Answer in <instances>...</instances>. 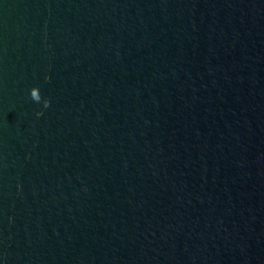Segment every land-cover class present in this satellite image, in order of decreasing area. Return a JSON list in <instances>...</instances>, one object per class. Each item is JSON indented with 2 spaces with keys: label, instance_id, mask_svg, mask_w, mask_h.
<instances>
[{
  "label": "water",
  "instance_id": "obj_1",
  "mask_svg": "<svg viewBox=\"0 0 264 264\" xmlns=\"http://www.w3.org/2000/svg\"><path fill=\"white\" fill-rule=\"evenodd\" d=\"M0 264H264V0H0Z\"/></svg>",
  "mask_w": 264,
  "mask_h": 264
},
{
  "label": "clouds",
  "instance_id": "obj_2",
  "mask_svg": "<svg viewBox=\"0 0 264 264\" xmlns=\"http://www.w3.org/2000/svg\"><path fill=\"white\" fill-rule=\"evenodd\" d=\"M30 97L36 103H40L42 101V96L39 87L34 86L30 89ZM43 106L45 108L49 107L50 100L43 98ZM37 115H42V113L38 112Z\"/></svg>",
  "mask_w": 264,
  "mask_h": 264
}]
</instances>
